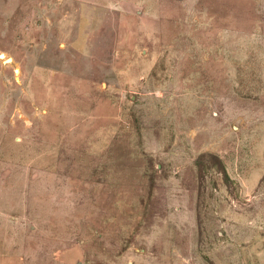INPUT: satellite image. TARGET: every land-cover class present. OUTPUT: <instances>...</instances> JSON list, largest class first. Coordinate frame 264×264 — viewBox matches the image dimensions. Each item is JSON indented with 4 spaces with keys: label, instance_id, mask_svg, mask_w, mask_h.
<instances>
[{
    "label": "rangeland",
    "instance_id": "obj_1",
    "mask_svg": "<svg viewBox=\"0 0 264 264\" xmlns=\"http://www.w3.org/2000/svg\"><path fill=\"white\" fill-rule=\"evenodd\" d=\"M1 53L0 264H264V0H0Z\"/></svg>",
    "mask_w": 264,
    "mask_h": 264
},
{
    "label": "water",
    "instance_id": "obj_2",
    "mask_svg": "<svg viewBox=\"0 0 264 264\" xmlns=\"http://www.w3.org/2000/svg\"><path fill=\"white\" fill-rule=\"evenodd\" d=\"M4 56V54L3 53H1L0 54V57H3ZM0 59H2V58H0ZM4 62L6 63V64H11V63H13V59H11V58H8L7 60H4ZM18 71V72H17ZM16 73H17V75L19 74V70H16Z\"/></svg>",
    "mask_w": 264,
    "mask_h": 264
}]
</instances>
